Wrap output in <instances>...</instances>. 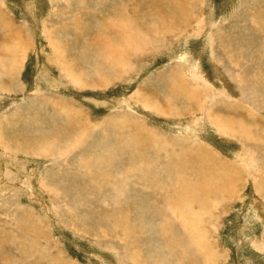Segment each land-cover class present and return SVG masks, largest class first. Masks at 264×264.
<instances>
[{
	"label": "rangeland",
	"instance_id": "rangeland-1",
	"mask_svg": "<svg viewBox=\"0 0 264 264\" xmlns=\"http://www.w3.org/2000/svg\"><path fill=\"white\" fill-rule=\"evenodd\" d=\"M0 264H264V0H0Z\"/></svg>",
	"mask_w": 264,
	"mask_h": 264
},
{
	"label": "bare ground",
	"instance_id": "bare-ground-1",
	"mask_svg": "<svg viewBox=\"0 0 264 264\" xmlns=\"http://www.w3.org/2000/svg\"><path fill=\"white\" fill-rule=\"evenodd\" d=\"M128 35V34H127ZM124 36V35H123ZM122 36V37H123ZM131 39L133 40V38L131 37ZM112 49V48H111ZM116 53V52H115ZM115 55V54H114ZM195 70H196V68H195ZM196 77H197V75H196ZM197 159H199V160H197L198 161V163H205L207 160H206V158L204 157V158H197ZM184 164L186 163L187 164V162H183ZM183 166H185V165H177V167H178V169H179V167L182 169V172L183 173H180L179 172V170L177 169V171H178V175L181 177V178H183V179H185V175H186V173H187V170H185L184 169V167ZM186 167V166H185ZM216 167V166H215ZM187 168V167H186ZM208 167H205V166H200V168H198L197 170L196 169H193V168H191V171H190V177L192 178V180H191V182L189 183L190 185H192V186H196V184L194 183V179L193 178H195V176H200V177H205V175L209 172L208 171ZM178 181V180H177ZM181 181V180H180ZM200 186H202V185H200ZM200 186H198L197 185V187H199L200 188ZM164 187V186H163ZM161 188V187H160ZM213 188V187H212ZM212 188H211V190H212ZM198 189V188H197ZM214 189V188H213ZM213 191H215V190H213ZM186 193V192H185ZM190 194V193H189ZM197 193H195L194 195H196ZM191 195V194H190ZM193 196V195H192ZM194 197V196H193ZM188 198H190V197H188ZM202 199V197L200 196V195H196L195 196V199L196 200H199V199ZM200 199V200H201ZM191 200V199H190ZM185 205H187V204H185ZM186 207V209L185 210H190L189 209V206H185ZM176 210V209H175ZM193 211V210H192ZM182 212V211H181ZM189 212V211H188ZM184 213H186V211H184ZM189 215H190V221H192V219L194 220V221H198V216H197V214H196V212L195 213H190L189 212ZM185 220V219H184ZM201 223V222H200ZM190 224V223H189ZM194 226V225H193ZM196 227L194 226L193 227V229H195ZM244 233V232H243ZM245 238V237H244ZM172 241V240H171ZM242 241V240H241ZM170 242V241H169ZM173 242V241H172ZM243 242V241H242ZM171 243V242H170ZM187 246V245H186ZM185 246V247H186ZM180 257V256H179ZM185 258V257H184Z\"/></svg>",
	"mask_w": 264,
	"mask_h": 264
}]
</instances>
